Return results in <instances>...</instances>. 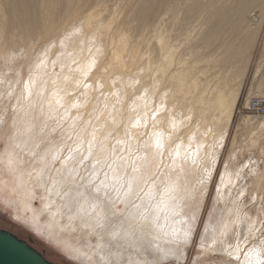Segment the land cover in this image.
I'll return each mask as SVG.
<instances>
[{
    "label": "rangeland",
    "instance_id": "obj_1",
    "mask_svg": "<svg viewBox=\"0 0 264 264\" xmlns=\"http://www.w3.org/2000/svg\"><path fill=\"white\" fill-rule=\"evenodd\" d=\"M33 1L35 5L32 3ZM33 1L28 0L26 2L28 7L30 2L31 10H34L35 6L38 7L37 1ZM89 1L48 0L47 3L46 0L47 10H45V14L46 12L47 14L44 16L40 14V17L39 13L36 12L34 15L37 19L32 20V23L30 21L26 23L27 27L30 25L31 28L38 23L39 25H36L40 28L35 26V30L30 28L31 32L25 31L31 33V37H28L27 40L24 38L22 41L24 46H21L20 50L15 51V49L6 48L8 49V57L17 52V60L9 63L10 66L7 64L5 67H0V80L9 81V87L4 95V106L0 105V115L4 113L6 116L0 128V182L5 183L3 188L5 191H1L3 185L0 188V227L27 241L32 239V245L55 264H86L80 259L78 252L73 250V244L79 246V243L81 245L86 239L81 238L84 240L77 242L79 239H69L68 233L61 234L60 232L61 236L58 237L60 240L49 238L44 226L41 224L34 225L30 222V212L33 210L40 211L43 204L40 195L29 198L28 203L23 202L25 200L23 198L25 188L22 187L21 190L16 185L15 174L8 170L7 152L15 147L13 145L15 142H19L21 138L24 139L27 135L25 116L29 112L35 115L29 132L31 133L30 143L36 144L39 150L48 152L50 148L61 145L64 146L61 154V158H63L68 154L69 147L75 148L80 145L81 150L82 148L87 149L84 146V144H88L85 143L87 142L85 137L93 134V128L97 127L99 130L96 132L101 130L105 135H101L102 138H100L101 132H99L98 138L95 137L94 144L97 143L94 155L99 153L98 149L105 148L107 150L105 153L107 163L103 165L102 173L109 169L108 164L114 161V164L126 162L129 166L130 159L133 155L138 154L142 144L154 143L158 131L152 120H148L139 124L142 128L138 127L133 134L130 133L132 126L129 127V132H127L128 128L120 129L119 127H115L114 131L111 132L112 123L107 119H109V115L114 114H123L127 116L130 122H134L139 115H146L151 119L154 117L158 108H161L159 98L162 94L160 92L172 86L173 78L169 80V76L173 74L176 67L165 64L164 59H162L163 52L161 49L167 45L173 49V55L176 53L183 54L188 49L190 52L188 54L192 55L190 61L193 65L195 66L194 62L196 61H200L202 67L208 65L207 69L210 71L211 77L215 74V78L212 77L215 80L219 76L214 83H218L220 86L224 85L228 92L243 79V87L231 122L227 125L226 117L223 116L219 119V112H216L218 115L216 120H219H215L213 123V133L219 135L227 127V136L208 188L204 209L200 219H198L197 230L189 255L184 261L172 262H175L174 264H228L231 261V264H241L242 261H236L235 257H228L221 250L220 243L216 246L218 249L220 245V249L212 255L201 254L199 247L200 243L207 239V233L206 237L203 238L206 231L211 234L217 233V230H214L215 227L211 225L213 220L217 226V222L220 221L219 216L223 219L225 216L229 218V215H231L229 218L231 221L238 220L239 223L236 224L235 229L232 228L231 232L229 231L227 237L223 238V246L234 245L239 240L241 244L240 254L243 257L249 253V250L255 248L257 249L256 252H260L259 256L261 258L263 256L264 259V246L261 244L264 241V227H261V221H264V113L252 112L250 109L252 102L257 100L264 105V0H228V2L225 0L226 4L228 3L226 5L228 29H223L226 35L220 34V25L215 24L218 19L210 21L208 16L186 18L176 14L164 16L168 5H172L166 0H99L92 2L93 4L97 2L93 13L71 16L72 18L68 15L67 8L70 7L68 11L80 9ZM198 1L181 0L177 7L183 12L192 10V14H194V10L209 7L206 6L208 1L201 0V3ZM89 4L86 3V6ZM88 15L91 16L88 17ZM21 21L19 25L22 26L24 22V26H26L25 20ZM9 23L14 27L13 21ZM44 27L48 29L45 30ZM211 27L215 28L214 32H212ZM18 29L16 31L6 29L7 32L5 30L0 38V44L3 45L5 41H8L6 38L10 36L7 35L15 32L18 34V31L19 33L24 32V30ZM232 32L239 33V37L236 38L242 46L252 37V49L245 53L246 61L242 71H239L238 66L243 56L235 53L230 59L225 57L224 51L222 52L223 49L219 48V46H223L225 39H232ZM17 36L19 38V35ZM2 38L5 40L3 41ZM29 38L32 41H30L32 46L28 43ZM211 42L212 45H210ZM175 49L179 53L174 51ZM97 52L98 54H96ZM92 57L95 58L92 59ZM206 59L207 63L203 61ZM33 65H39V68L34 71ZM154 69L155 71H153ZM16 70L20 71L17 72ZM36 72L40 76V80L32 83V85L40 87L45 85L43 95L23 98L21 104L13 105L18 96L27 95L26 87ZM151 73L155 76L153 77ZM240 77L242 78L239 80ZM11 79L13 80L11 81ZM160 79L161 82L158 81ZM69 80L76 81L75 88L68 84ZM167 80L168 82H166ZM11 83L12 85H10ZM178 85L177 82L175 85L177 87L174 88H178ZM150 89H153L152 91H155L159 97L156 96L157 99L154 93L153 99L144 102L143 98ZM161 89L163 90L159 92ZM112 97L115 100H112ZM182 97H184L183 94L180 99L176 100L178 103L167 101L164 108L171 110L174 106L173 117L178 122L184 123L188 119V112L184 107H179L180 103L183 102ZM109 107L112 110L111 113L104 114L103 109ZM17 108L21 110L16 115L14 124ZM202 120L201 117L192 118L190 123L185 124L181 130V132L186 130V134L176 132L175 143L201 142L203 139ZM110 123L111 125H109ZM103 125H106L105 128H108L109 133L106 132L107 130ZM218 129L220 133H218ZM106 133H108L107 136ZM91 136L89 137L94 141L93 136ZM219 139L220 136L218 142ZM118 141H123V143H118ZM204 144L212 143L208 141ZM169 147L171 144L166 148L165 154L170 155L172 149ZM212 152L213 147L206 146L198 159L197 167L205 175L212 163ZM83 153L87 154L86 151ZM77 156L79 158V154ZM92 161L90 159L86 163H92ZM60 162L61 160H57L54 166H60ZM73 163V166H78L76 160ZM29 165L30 162H25L24 164L20 163L17 167L19 170L21 168L25 171L30 167ZM12 189L16 190L13 192ZM241 192H243V196H238ZM229 197H232L233 201L226 199ZM222 198L223 200H221ZM18 204H23V207ZM25 205H28L27 208L31 210L27 209ZM117 208L122 209L123 206L118 204ZM219 209L221 210L219 211ZM231 212L232 214H230ZM211 219L213 220L211 221ZM253 223L255 228L249 232L248 228ZM206 225H210L212 229ZM244 237H247L246 242ZM90 241L92 244H97L99 241L97 234L92 235ZM76 242L77 244H75Z\"/></svg>",
    "mask_w": 264,
    "mask_h": 264
},
{
    "label": "bare ground",
    "instance_id": "obj_2",
    "mask_svg": "<svg viewBox=\"0 0 264 264\" xmlns=\"http://www.w3.org/2000/svg\"><path fill=\"white\" fill-rule=\"evenodd\" d=\"M27 1L28 0H0V38L3 36L2 34H4V31L6 29H8V30L13 29L14 31H16L19 28L20 30L21 29L24 30V32H20V33L18 31L17 32L18 34H16V32H15L14 34L12 33L11 35L10 34L7 35V36H10V37L6 38V40L8 39V41H5L3 43V45L0 44V67H5V65L12 63L13 61L15 62V60H17L16 59L17 58V56H16L17 52L13 53L14 56L11 54L12 56L8 57L7 56V50L8 49H6V48H9L11 50L15 49V51L20 50L22 48L21 46H24L22 43V41H24V38L27 40L28 37H31L30 36L31 33H27V32H29L31 29L35 30L34 29L35 26L39 27L38 23H36L38 25L35 24V26L33 24H31L32 20L37 19L35 17L34 13L37 12V13H39V15L42 14V16L47 14V12L45 14V10H47L46 7H47L48 0H47V3H45L46 0L45 1L35 0L38 3V4L36 3L38 5V7L33 6L36 10L35 9L31 10L30 9V7H31L30 2H29V7H28V3H26ZM93 1H99V0H90L89 1L90 4L88 2H86L87 4H89L88 6H86V3H85V6L80 8V9L77 8V9H73L72 11H68L70 9V7H69V9L67 8V12L69 13L68 15L70 17L71 16L76 17L79 15H83L85 13H93L94 7L97 5L96 4L97 2H95L93 4L92 3ZM180 1L181 0H179V1L178 0H166V2L171 3L172 5H170V4L168 5V8L165 10L164 16L165 15L167 16L169 14H176L179 16L183 15L186 18L187 17H193V18L203 17L204 18L205 16H208L210 21H213L214 19H218V21L215 24L220 25V34L226 35L224 30L228 29V25L226 24V21L228 20L226 5L228 3L226 4L225 0H206V2L208 1L206 6L208 5L209 7L207 6L208 7L207 9H205V7H203L202 9L194 10V14H192V10H188L185 12L179 10V8L177 7V4ZM199 1L201 3V0H199ZM39 2H41V3L39 4ZM227 2H228V0H227ZM32 3L35 5L34 1ZM199 6H201V5L199 4ZM75 7H77V6H75ZM228 11H230V10H228ZM36 16H37V14H36ZM90 16L88 15V17H90ZM40 17H41V15H40ZM226 18H227V20H226ZM229 18H231V17H229ZM20 19L23 21L25 20L26 26H24V22L21 21ZM8 20H9V22L10 21L14 22V27H12L13 25L10 24L9 22H8L9 24L7 23ZM19 20L21 22H23L22 26L19 25V23H20ZM18 21H19V23H18ZM27 21H30L31 22L30 24L34 27L31 28L30 25H29V27H27V24H26ZM37 22H39V21H37ZM47 24H48V22H47ZM232 26H234V25H232ZM46 29H48V28H45V30ZM211 29H212V32H214L215 28L211 27ZM25 31H27V32H25ZM6 32H7V30H6ZM6 34H8V33H6ZM232 34H233L232 39H225L223 41V46H219V48L223 49L222 52L224 51L225 57L230 58V59L233 57V54H235V53H238L239 56L241 54L243 56V58L239 62L238 67H239V71H242L243 67H245L244 66L245 61H246L245 53L249 52L252 49V46H251L252 37L249 38L245 42V44L242 46L238 42V38H236V37H239V33L232 32ZM5 35H4V37H5ZM17 35H19V38ZM4 40L5 39H3V41ZM28 41H29L28 42L29 45H31V42H32L31 39ZM78 41H76V42H78ZM0 42H1V39H0ZM33 42H34V39H33ZM78 45H80V44H78ZM210 45H212V42ZM205 46H207L206 43H205ZM161 50L163 52L162 59H164L165 64H169L170 66L171 65L176 66L175 70L173 71V74H170V76H169L170 77L169 80H171L173 78L172 79V81H173L172 86L169 89L167 87L166 90H163V89L159 90V92L163 90V92H160L162 94V95H160V98H159L160 103L158 102L159 105L161 106V108L160 107H159L160 109L158 108V110L155 112L154 117L152 119L150 117H147L146 115H139L134 120V122H130V120H128L127 116H125L123 114H114V115H109V119H107V120L112 123V126H110V127H113L111 132L114 131L115 127H119L120 129L128 128L127 132H129V127L132 126L130 128L131 134H133V132L135 130H137L138 127L142 128L141 126H139V124L145 123L148 120H152V122L154 123V125L158 131V135L161 137V139L164 142V150H163L164 155L162 158L163 159V165L159 168H157L154 165H150L149 171L146 173V175H151L152 173L159 172V175L157 177V187L158 188L162 187V185L164 183H168V182H173L176 184L177 190H178L177 191L178 200L176 202V210L175 211H169V210L165 209V210H161L159 212H154V213H151L149 215V219L147 222L141 221L132 215V213L135 210L131 209L130 205H128L126 203H120V202L115 200V193L114 192L110 191L109 197H105L103 195V191L99 194H97L93 191V186L88 184V177L90 176V174L93 171V169L91 168V163H86V161H85V165L87 166V168H85V166H79L78 165L76 167V172L69 175V171L73 167V164H74L73 162H75V160L78 159V156H77L78 153H75V152L73 153V160L72 161H69L67 164H63L62 162H60L61 165L57 166L58 168L55 167L54 165H55L56 161L54 163L51 162V156L53 153L56 152L57 149H60L61 154H62L64 146L58 145V146H55L53 148L49 147L50 151L48 150V152H47V151L39 150V148H38V146H36V144L30 143L31 142L30 141L31 133H29V132L31 130V126L33 125V122L35 119V115H33L32 113L28 112V114L25 116L26 131L28 132L27 135L25 136L24 139L21 138L22 140L20 139L19 142H15V144H13V142H12V144L15 147L12 148L9 152H7L8 153L7 161L9 158V154L12 152H15L18 155V158L21 161L20 162L21 164H24L25 162H30V165H29L30 167L28 169H26L25 171H23L21 168H20V170H21L20 171L18 167H16L15 170L8 168L10 173L15 174V180L17 181L16 185L19 186L21 188V190H22V187L25 188V192L23 191L24 192L23 198H25V200L21 199V200H24L23 202L28 203L29 201H27V200H29V198L31 199L34 196L40 195V199L42 201L43 208L38 212L34 211V210L30 212V214H31V217L29 216L30 222L34 225L41 224L42 226H44L45 230H46V235L49 238L60 240V238H58L59 236H61L60 233L61 234L68 233L69 234L68 238L69 239L75 238V240L79 239V240H77V242L78 241L82 242L84 239H86L81 243V245L79 243V246H75L73 244V250L78 252L80 259L82 261H84V263H86V264H103V262L101 260V256H103L105 260L110 261L111 264H127V262L129 260H133V261H135V260H148V261L153 262V264H156V262H158V264H167L168 262H172V261H176V262L178 260L184 261L189 255L188 253H189V250L192 246V243H193V240H194V237L196 234L198 219H200L201 212L204 209V202H205L206 196L208 194V188H209L210 182L213 178V175L215 173V170H216V167H217V164L219 161V157H220V152L222 151V149L225 146V141H226V136H227V127L219 135H216L215 133H213L214 132L213 131V128H214L213 123L217 119V116H218V115H216V112L217 111L219 112V115H220L219 119L222 118L223 116L226 117L227 125L229 124V122H231L233 115H234V110H235L236 105H237L238 100H239L241 89L243 87V79L240 83L236 84L235 88H233L230 92H228L227 91L228 89L226 90V87H224V85L220 86V85H218V83L217 84L214 83V81L219 76H217L216 79L214 80L212 77H214L215 74L212 75V77H211V75L209 74L210 71H208V69H207L208 65L202 67V63L200 61L194 62L195 66L193 65V63L190 61L192 58V55L188 54V53H190L188 49L185 53L183 52V54H181V53L177 54L176 52H178V51L175 49L174 50V51H176L175 55L172 54L173 49H171L170 46H167V45L165 47L163 46V48ZM87 52H88V50H87ZM196 52H198V51H196ZM81 54L84 55V53H81ZM96 54H98V52ZM100 54H101V52H100ZM194 55H195V53H194ZM98 56H100V55H98ZM94 58L92 57V59H94ZM149 61H151V60H149ZM203 61H206V63H207V59L203 60ZM13 64H12V66H15ZM87 64L90 66L89 63H87ZM208 64H209V62H208ZM9 66H10V64H9ZM167 67H168V65H167ZM38 68H39V65H33L34 71L37 70ZM150 70H151V66H150ZM209 70H210V68H209ZM211 70H212V68H211ZM9 71L7 72L8 74H9ZM19 71H17V72H19ZM153 71H155V69ZM7 73H5V74H7ZM15 73H14V75H15ZM154 73H157V72H154ZM169 73H170V71H169ZM151 74L153 76V73H151ZM2 77H4V76H2ZM164 77H165V74H164ZM241 78L242 77H240L238 79L240 80ZM13 79H11V81ZM37 80H40V76L36 72L31 77V79L29 81V85L26 87L27 90L28 89L31 90V95H29L27 93L28 96L27 95L24 97H23V95L20 97L18 96L16 101L13 103V105L17 106L21 101H23L22 100L23 98L27 99L28 97L33 96V95H43V93L45 92V88H46L45 85H42L41 87L38 85H36V86L32 85V83H35ZM164 80H165V78H164ZM239 80H237V81L239 82ZM158 81L161 82V79ZM162 81H163V79H162ZM8 82H6V80H4V79L0 80V105L2 104L3 106H4L3 102L5 101L4 95L6 93L7 88L9 87ZM166 82H168V80ZM177 82L179 84L178 88H174V87H177V86H175ZM220 82H222V81H220ZM75 83H76V81H72V80L68 81V84H70L72 88H75ZM164 83H165V81H164ZM186 83H187V85H186ZM123 84H125V83H123ZM128 84H129V82H128ZM155 84H156V82H155ZM10 85H12V83ZM168 85H169V83H168ZM168 85H166V86H168ZM14 86H16V85H14ZM148 87H150V86H148ZM9 90H12V89H9ZM152 90L150 89L149 91L147 90L148 92L146 91L147 95L143 98L144 102L153 99L155 91L153 92ZM182 94L184 96V97H182L183 102L180 103L179 107H184L188 112V119L184 123L178 122L173 117L172 113L174 111L173 109L175 108L174 106H173L174 108L172 107L171 110H167V109L165 110V108H164V105H166L167 101L176 103L177 102L176 100L178 98L180 99V96ZM187 95H190V97H187ZM156 96L159 97L158 94L156 95V93H155V97ZM111 99L115 100V99H113V97ZM175 103H174V105H175ZM20 110L17 108L16 114L14 115L15 116L14 124H15L16 118H17L16 115L18 114V112ZM111 111L112 110L110 107L107 109H103L104 114H109V113H111ZM194 117L203 118V120H202V127H203V130H202L203 131V136H202L203 139H202V141L201 142L193 141L190 144H176L175 143V140L177 139L176 138V132L186 134V130L183 132H181V130H182V128L185 127V124L190 123L191 119ZM5 119H6V116L4 115V113L1 114L0 115V128H1V125L4 123ZM218 120H216V121H218ZM137 121H139V123H137ZM111 123L109 125H111ZM103 126L105 128L106 125H103ZM220 127H221V125H220ZM222 127H223V125H222ZM223 128H221V129H223ZM107 129L105 128V130H107ZM98 130L99 129L97 127H94L92 133L95 135V137H97L98 136L97 134H99V132H101V134H99V136H100V138H102L101 135L104 136L105 134L102 133L101 130L99 132H96ZM103 132H105L104 129H103ZM106 132H108V130ZM108 133H106V136L108 135ZM171 133H172V135H171ZM218 133H220V130ZM93 134H91V135L93 136ZM91 135H89V136H91ZM89 136L87 135L85 137V139H87V142H85V143L92 141ZM217 136L218 137L220 136L219 142H218ZM155 139H156V137H155ZM95 140L92 141L93 153L95 152L96 143H97L96 142L94 144ZM208 141H210L212 144H204L205 142H208ZM170 144H171V147H169V149H172L170 152V155L165 154L166 148ZM174 144H176V145L173 146ZM146 145H147V147H146ZM152 145H154V143L153 144H142L141 149L139 150L138 154L133 155L132 158L130 159L129 166H128V164H126V162L125 163L123 162L124 164H120L121 162L114 164L115 161L112 162L111 163L112 168H109L105 171L106 173H108L107 183H113L114 182L113 176L117 177L118 179L119 178L127 179L128 176L131 175V168H132L133 164L139 165L142 162L140 159H138V157L139 158L146 157L148 162L158 161L160 158L155 155L156 150ZM84 146L87 147V144H84ZM206 146L213 147V152H212V157H211V159H212L211 166L209 168L208 173L205 175L200 169H198L197 163H198V159H199L201 152L206 148ZM80 151L85 152L86 148L85 149L82 148V150L80 149ZM98 151H99V153L96 154V156L101 160L102 163L96 165L97 178L98 179H104V173L105 172L102 173L101 170H103V165L107 163V160H105V157H106L105 153L107 152V150H105V148L104 149L102 148L101 150L98 149ZM33 152L36 153L35 156L32 155ZM176 153H179V155L177 156ZM193 153H195V155H193ZM41 157H44L43 161L41 160ZM44 161L48 163V167L45 169L44 180H43L44 186L40 187V186H37L35 183L36 172L33 170L34 169L39 170L40 168L44 167V163H45ZM92 163H94V160L92 161ZM162 167H163V169H162ZM56 169L60 170L59 173H57ZM113 169L115 171H113ZM28 172L33 173V177L31 180L27 176ZM80 176H83L84 179L80 180L79 179ZM52 180L61 182L64 190H67L69 194L67 196L61 197V196L56 195L55 191H53L51 194L48 191H46V188L52 187ZM2 185H3V187H2ZM1 187H2L1 191L4 190L3 189L5 187L4 182H0V188ZM57 187H60V184H58ZM231 191H232V189H231ZM26 193H28V194H26ZM32 193H34V195H32ZM78 193H83V195H78ZM231 195H232V193H231ZM98 196H99V199H97ZM226 199L229 201H233L232 197H229ZM221 200H223V198ZM137 202L139 203V201H137ZM92 203L98 204V208L96 209V211H100L101 209L103 210V214H104L105 219H104V226L102 228L95 226L94 218H95L96 212L93 211L90 207V205ZM232 203H234V202H232ZM30 204H31V201H30ZM30 204H28V205L30 206ZM118 204L119 205L121 204L123 206V208L118 209L117 208ZM18 205H21V204H18ZM28 205L27 206L25 205L26 208L28 207ZM81 206L83 207V211L80 210ZM231 206H233V205H231ZM232 208H234V206ZM27 209H29V208H27ZM19 210H21V209H19ZM29 210H31V209H29ZM220 210L221 209H219V211ZM228 211L230 212V210H228ZM233 211H234V209H233ZM19 212H21V211H19ZM223 213H224V211H223ZM22 214H23V212H22ZM22 214H20V215H22ZM220 214H221V212H220ZM225 214H224V216H225ZM230 214H232V212ZM215 216H216V214H215ZM229 216L231 217V215H229ZM219 217H220V221L217 222L218 223L217 226L214 224V221H215V220H213L214 218L211 219V221L213 220V224H211L212 227H215L214 230L215 229L217 230L216 234L212 231L213 235L214 234L219 235V230L221 229L223 224L226 221H231L229 219L230 217L227 218L225 216L223 219L221 218V216H219ZM28 220H29V218H28ZM217 220H219V218H217ZM213 225H215V226H213ZM206 226H208V225H206ZM208 227H210V225ZM212 227H210V228L212 229ZM36 228H37V226H36ZM189 229L191 230V239H190L189 243L188 244H183V243L178 244L176 242L177 235H180L184 231H187ZM112 233H119L120 235L119 236H113ZM127 233H133V235H130V236L125 235ZM206 233H207V239H205L206 240L205 242H208V241H210L212 234L208 233L206 231L203 238L206 237L205 236ZM96 234L98 236L99 241L97 242V244H92V242L90 241V238L92 237V235H96ZM81 238H84V239L81 240ZM55 242H57V241H55ZM77 242L75 244H77ZM66 243H68V242H66ZM219 247H220V245H219ZM219 247H218V249H220ZM251 250H249L250 254L248 253L244 257L240 253H238V255L241 256V259H243V260L240 259V261H242L241 264H245L246 259L249 262V264H256V261L258 259H263V256L261 258V256H259V255L252 254ZM75 255H76V253H75ZM174 263L175 262H172L171 264H174Z\"/></svg>",
    "mask_w": 264,
    "mask_h": 264
},
{
    "label": "snow or ice",
    "instance_id": "obj_3",
    "mask_svg": "<svg viewBox=\"0 0 264 264\" xmlns=\"http://www.w3.org/2000/svg\"><path fill=\"white\" fill-rule=\"evenodd\" d=\"M43 63V61H41ZM87 87V85H86ZM28 94L31 95V90L28 89ZM139 123V121H137ZM93 140H95V135L93 134ZM118 143H123V141H118ZM156 152L155 155L159 157L160 159L158 161H152L148 162L146 157L139 158L142 162L137 165L133 164L131 168V175L128 176L127 179L123 178H117L113 176V183H107L108 180V173H104V179H98L97 178V170L96 165L101 164V160L94 155L93 153V143L92 141H89L87 144L85 155L83 152L80 151L81 146H76L75 148L69 147L68 154L66 156H63L61 158V150L57 149L55 153L51 156V162H55L57 160H61L63 164H67L69 161L73 160V153H78L79 158L76 160V165L79 166H87L85 165V161L94 160V163H91V168L93 169L92 173L88 177V184L93 186V191L97 194L101 193L103 191V195L105 197H109L110 191L115 193V200L120 203H126L130 205L131 209H134L135 211L132 213V215L141 220L147 222L149 219V215L154 212H159L161 210H169V211H175L176 210V202L178 200L177 195V186L173 182L164 183L162 187H157V177L159 175V172L152 173L151 175H146V173L149 171L150 165H154L157 168L161 167L163 165V155H164V142L161 139V137L157 134L156 139L154 141V145H152ZM147 147V145H146ZM32 155H36L35 152L32 153ZM178 156L179 153H176ZM195 155V153H193ZM41 160H44V157H41ZM21 161L18 158V155L15 152H12L9 154V158L7 161L8 167L10 169L15 170L16 167L19 165ZM48 167V163H44V167L40 168L39 170H33L36 172L35 176V183L37 186L43 187L44 183V174L45 169ZM109 168H112L111 164H108ZM57 173H59V169H56ZM113 171H115L113 169ZM76 172V166H73L70 171L69 175ZM127 175V174H126ZM28 178L31 180L33 177L32 172L27 173ZM80 180H83L84 177L80 176ZM60 184V187H57V185ZM14 192L15 189H12ZM46 191H48L50 194L55 191V194L58 196H67L69 193L67 190H64L62 183L52 180V187L46 188ZM28 194V193H26ZM34 195V193H32ZM78 195H83V193H78ZM238 196H243V192L239 193ZM99 199V196L97 197ZM139 201V203L137 202ZM91 209L96 212L94 222L95 226L102 228L104 226V214L103 210L96 211L98 208L97 203H92L90 205ZM81 211H83V207L81 206ZM239 223V221H226L221 229L219 230V235H213L210 239V241L205 242L202 241L199 245L201 254H207L212 255L215 254L217 249V244L220 243L222 245V251L226 253L228 257H235L236 261H240V255L238 253L241 252V244L238 240L234 245L228 244L227 246H223V238L227 237L229 231L236 226V224ZM261 227H264V221H261ZM255 228L254 223L248 228L249 232H252ZM258 230V229H257ZM113 236H119V233H112ZM125 235H133V233H127ZM191 239V230L184 231L182 234L177 235L176 242L188 244ZM245 242L247 241V237H244ZM262 246H264V241L261 242ZM252 254L259 255V253L256 252V249L253 248L251 250ZM101 260L103 264H111L110 261H107L104 259L103 256H101ZM127 264H153V262L148 260H129ZM158 264V262H156ZM228 264H231V261L228 262ZM245 264H249V262L245 261ZM256 264H264V259H258L256 261Z\"/></svg>",
    "mask_w": 264,
    "mask_h": 264
},
{
    "label": "water",
    "instance_id": "obj_4",
    "mask_svg": "<svg viewBox=\"0 0 264 264\" xmlns=\"http://www.w3.org/2000/svg\"><path fill=\"white\" fill-rule=\"evenodd\" d=\"M31 242L0 227V264H55Z\"/></svg>",
    "mask_w": 264,
    "mask_h": 264
},
{
    "label": "built area",
    "instance_id": "obj_5",
    "mask_svg": "<svg viewBox=\"0 0 264 264\" xmlns=\"http://www.w3.org/2000/svg\"><path fill=\"white\" fill-rule=\"evenodd\" d=\"M251 111L252 112H262V113H264V105L259 101V100H257V101H255V102H252V106H251Z\"/></svg>",
    "mask_w": 264,
    "mask_h": 264
}]
</instances>
